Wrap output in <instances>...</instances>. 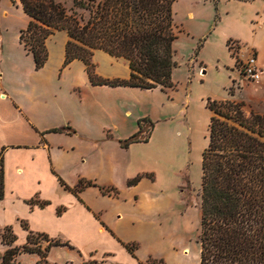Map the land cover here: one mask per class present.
I'll return each instance as SVG.
<instances>
[{"label": "crops", "instance_id": "1", "mask_svg": "<svg viewBox=\"0 0 264 264\" xmlns=\"http://www.w3.org/2000/svg\"><path fill=\"white\" fill-rule=\"evenodd\" d=\"M3 1L6 8H0V20L21 10L13 9L11 0L0 3ZM59 34L55 46L50 47L51 39ZM16 38L18 41V35ZM67 40L62 31L47 39L44 67L55 56V74L58 69L62 72L45 77L44 83V78L33 76L32 71L22 72L7 60L0 30V264L8 249L26 244L29 233L72 247L50 248L44 258L48 264H143L145 258L136 253L132 256L123 245L144 242V218L161 193L153 184L155 169L142 154L147 143L120 144L141 132L139 127L127 133L119 130L127 126L131 104L113 107L119 124L109 116L102 119L94 115L92 111L103 106L97 96L107 86L91 85L79 60L61 68ZM7 62L10 70L2 67ZM92 63L99 78L129 77L124 60L102 51H94ZM72 71L79 74L69 76ZM48 81L57 83L49 86ZM106 106L109 108L108 103ZM142 119L153 127L148 115L139 116L137 123ZM64 128L68 130L54 131ZM135 178L138 182L128 185ZM80 181L91 186L76 192ZM5 229L13 236L11 247L2 242ZM40 260L36 253H18L13 261L36 264Z\"/></svg>", "mask_w": 264, "mask_h": 264}, {"label": "trees", "instance_id": "2", "mask_svg": "<svg viewBox=\"0 0 264 264\" xmlns=\"http://www.w3.org/2000/svg\"><path fill=\"white\" fill-rule=\"evenodd\" d=\"M174 1L72 0V7L66 8L56 0H18L28 19L18 41L37 71L48 59L47 39L56 32H65L68 40L61 68L79 60L93 86L165 91L173 87L172 45L177 38L172 18ZM94 51L124 60L130 71L128 79L99 78L92 63ZM205 107L210 116L207 144L201 152L198 264H264V112L246 113L244 103L232 100L208 99ZM138 141L132 135L120 144L127 146ZM138 180L135 178L128 185ZM88 186L91 183L80 181L74 191ZM2 197L0 156V200ZM34 236L48 243L43 253L29 249ZM2 242L9 247L13 244L9 229L4 230ZM57 246L72 248L66 242L29 233L21 250L8 249L1 264H12V258L20 251L38 254L41 260L36 264H48L45 255ZM123 246L134 256V244Z\"/></svg>", "mask_w": 264, "mask_h": 264}, {"label": "rangeland", "instance_id": "3", "mask_svg": "<svg viewBox=\"0 0 264 264\" xmlns=\"http://www.w3.org/2000/svg\"><path fill=\"white\" fill-rule=\"evenodd\" d=\"M56 1L72 7V0ZM11 4L13 9L20 7L15 0ZM0 8H6L4 1ZM172 18L177 35L172 45V89L146 91L107 86L97 96L103 106L92 112L102 119L109 116L119 124L113 107L131 104L127 126L119 130L127 133L139 127L141 132L136 137L147 143L142 154L155 169L153 184L161 193L144 218V242L134 244V253L154 264H198L201 152L207 143L209 120L205 102L232 100L244 103L246 113L264 112V0H175ZM27 22L19 9L0 20L3 48L7 60L19 70L32 71L46 83L45 77L55 74V56L42 70L34 71L31 57L20 49L16 38ZM58 37L60 34L48 45L54 47ZM234 48L239 58L256 54L260 80L243 77L234 63ZM2 67L9 69V62ZM78 74L72 71L68 75ZM48 82L49 86L57 83ZM142 114L149 116L153 127L145 119L137 123ZM33 239L29 249L43 253L48 243L40 237ZM13 260L14 257L12 264Z\"/></svg>", "mask_w": 264, "mask_h": 264}, {"label": "built area", "instance_id": "4", "mask_svg": "<svg viewBox=\"0 0 264 264\" xmlns=\"http://www.w3.org/2000/svg\"><path fill=\"white\" fill-rule=\"evenodd\" d=\"M231 50H232V55H235L234 63H236V66H238L239 71L242 73L243 77L254 82L260 80V70L257 66L256 54L250 53L244 58L243 57L239 58L235 48Z\"/></svg>", "mask_w": 264, "mask_h": 264}]
</instances>
